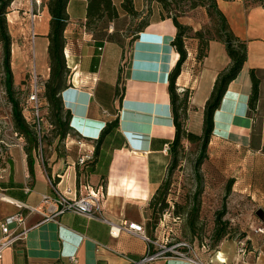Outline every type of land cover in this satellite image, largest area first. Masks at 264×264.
I'll return each mask as SVG.
<instances>
[{"label": "crops", "instance_id": "0c3cea01", "mask_svg": "<svg viewBox=\"0 0 264 264\" xmlns=\"http://www.w3.org/2000/svg\"><path fill=\"white\" fill-rule=\"evenodd\" d=\"M47 1L43 0L33 26L39 69L48 67ZM111 1L118 12L112 31L101 22L93 30L86 26L85 0H71L67 5L64 55L72 76L70 87L61 97L71 115V135L61 140V145L58 139L44 140L40 158L32 154V173L21 149L14 156L9 150L10 157L0 168V195L7 200L37 206L43 194L52 195L57 190L73 199L87 185L103 196L101 213L95 217L66 213L45 220L0 199V223L21 212L28 227L26 238L6 250L0 264H70L69 256H76L77 264H130L162 245L147 223L152 199L167 177L171 159L166 149L175 135L168 78L178 60L170 44L176 28L167 19L148 23L128 50L122 0ZM217 5L233 34L245 44L246 61L228 84L214 113L207 154L228 163L236 156L243 157L239 159L243 170L240 176L251 179L241 191L254 195L264 209V8H245L242 0H217ZM197 49L195 43L188 52L176 86L180 93L189 92V104L202 113L201 127L203 108L214 82L231 62L224 44L210 40L205 56L197 62L195 75L190 60ZM251 71L259 81V92L256 103L249 108ZM42 105L46 113L43 98ZM115 120L118 126L108 129L98 143L105 123ZM89 151L92 160L79 165L78 157ZM253 179H259L258 184ZM107 221L140 223L150 242L126 232L112 238ZM245 242L250 246L243 254H238L235 240L223 239L214 251H197L194 257L198 263L167 254L147 264H220L218 260L226 264H264V233L249 235Z\"/></svg>", "mask_w": 264, "mask_h": 264}, {"label": "rangeland", "instance_id": "374dc122", "mask_svg": "<svg viewBox=\"0 0 264 264\" xmlns=\"http://www.w3.org/2000/svg\"><path fill=\"white\" fill-rule=\"evenodd\" d=\"M242 1L245 8L253 7L258 2V0ZM167 2L166 10L162 9L155 0H140L133 3L132 12L126 13L122 19L125 22L123 34L128 50L132 46L131 39L139 28L158 19L171 21L168 17L174 15L178 16L179 23L188 27L183 39L187 58L188 52L195 43L199 47V41L194 38L197 31L203 33L204 39L215 37V23L210 19L206 21L205 9L191 7L192 3L198 0H167ZM43 6V0H14L6 10V23L11 37L10 67L13 74L14 98L19 103L23 117L31 124L34 117L32 104L27 101L28 96L37 86L40 89L39 98L42 104L44 83L48 79H46L47 73L49 77L48 67L44 66L42 69L37 67L39 55L37 52L36 55L34 53L33 26ZM97 25H100L99 22L91 25L89 29L93 30ZM196 56L193 55L190 60L193 63L191 70L195 75L198 68ZM71 76L72 71L69 69V79ZM180 97L183 98L182 95ZM41 114L44 122L40 135L43 138L42 142L57 139L54 138V128L49 124L48 113L42 111ZM201 114L193 109L188 99L186 103L184 101V105L182 101L178 109V120L187 132L201 135ZM195 117L199 118L198 129H196ZM58 141L60 144L61 140ZM40 147L39 145L37 158L41 156ZM199 147V141L189 142L183 139L175 156L172 157L169 153L170 171L163 182L162 195L156 194L152 200L151 219L147 224L159 243L191 256L203 249L207 252L214 251L218 244L217 227L219 229L222 226L227 232L224 239L243 241L247 248L250 243H246L245 238L255 234L254 229L260 222L255 216V211L264 209L254 195L242 192V186H247L251 179L247 178V175L243 178L240 176L243 170L239 159L243 160V157L236 156L235 161L228 163L221 157L209 158L206 150V158L197 167ZM26 148L30 151L29 144L15 130L12 122L11 105L5 91L3 51L0 42V168L9 159L11 154L9 150L12 149L14 156L15 151L19 152V149L26 154ZM246 164L250 163L246 162ZM258 180L252 181L258 184ZM229 181H232V184L227 191ZM197 206L198 213L195 216L193 210ZM222 212L223 215L219 216Z\"/></svg>", "mask_w": 264, "mask_h": 264}, {"label": "trees", "instance_id": "16d2710c", "mask_svg": "<svg viewBox=\"0 0 264 264\" xmlns=\"http://www.w3.org/2000/svg\"><path fill=\"white\" fill-rule=\"evenodd\" d=\"M14 0H0V42L3 51V64L5 71V91L7 94L8 102L11 105V116L12 122L15 130L25 138L26 142L29 144L30 151L26 148L28 169L32 173L33 169V152L37 154L39 145L42 143L40 135H38L34 124L26 121L21 113L18 101L14 98L13 92V74L10 67V46L11 37L8 32V27L6 23V10ZM71 0H48L46 3L47 11L50 16L49 21V33L47 35L48 46H47V61L49 68V77L44 83V90L42 93V98L47 103V113L48 120L51 127L54 129V138L58 140H63L72 133L73 129L71 127V115L69 111L64 109L61 93L70 87L69 79V68L67 66L66 58L64 55L65 48V38L64 31L68 23L67 5ZM86 5V26L89 28L98 22L105 23V26H112L114 28V21L118 17V12L113 5L111 0H85ZM161 6L162 9H167V0H155ZM254 6H260L264 8V0H258ZM121 7L125 13L132 12L133 0H122ZM192 8L202 7L208 18L215 23V37L204 39L203 33L197 31L195 33V39L199 41L198 54L196 56L197 60H201L205 56V49L207 43L210 40H218L222 42L225 46L227 55L230 59V67L217 76L212 91L205 102L202 115V126L201 135H195L193 133L187 132L183 124L178 120V109L183 101L185 103L189 99V92L184 91L183 93L177 92L176 80L181 73L182 66L187 59V51L184 47L183 39L185 32L188 27L182 25L178 21V16H170L174 27L176 28V35L171 41V46L174 48L178 54V60L169 74L168 78V94L170 97L171 114L173 118V124L175 128V135L169 147V152L172 157L175 156L177 148L180 146L183 139L194 142H200V154L197 160V167L202 164V161L206 158V150L210 142V138L213 132V116L215 111L218 109L220 101L227 89L228 84L235 79L238 73L241 71L244 62L246 61V46L238 39L231 31L227 20L221 10L217 5V0H198V2H193ZM250 8V7H249ZM148 24L143 25L139 28L133 35L131 43L133 44L138 38L139 34L147 27ZM96 27V26H95ZM94 27V28H95ZM68 77V78H67ZM251 81V95L248 100L249 108L253 106L258 99L259 92V81L256 78L253 71L250 72ZM183 96L181 98L180 96ZM122 97L119 102H121ZM118 126V121H112L105 123L97 139L98 143L104 133L110 129ZM90 161L83 165H87ZM175 162L173 161V166ZM173 168V167H171ZM170 170H168L169 172ZM232 181H229L227 185V191L230 190ZM161 189H163V184L158 190L157 194L162 195ZM155 196L153 197V199ZM152 199V200H153ZM162 202L164 199L161 200ZM198 213V206L193 210V214L196 216ZM223 212L219 216H222ZM195 220V219H194ZM219 233L216 238V242L219 244L222 239L226 237V228L217 227ZM217 244V246H218ZM216 246V247H217Z\"/></svg>", "mask_w": 264, "mask_h": 264}, {"label": "built area", "instance_id": "2783aa9c", "mask_svg": "<svg viewBox=\"0 0 264 264\" xmlns=\"http://www.w3.org/2000/svg\"><path fill=\"white\" fill-rule=\"evenodd\" d=\"M109 31H112V26H109ZM101 51V48H99ZM71 80V79H70ZM40 89L35 86L31 93L28 96L27 101L32 104V114L33 121L32 123L35 126V129L38 135H41L42 126H43V117H41L42 112V104L39 98ZM103 130V129H102ZM77 144L82 147V143L77 141ZM166 150H169L168 148ZM165 150V151H166ZM92 152L89 151L84 155L78 157L77 163L79 165H83L88 161L92 160ZM82 189L84 192H82ZM28 191V190H27ZM69 192V191H68ZM103 196L98 191L95 192L90 189L87 185L81 187L80 194L73 199H69L63 193H60L57 190H54L52 195L43 194L40 196V203L37 206H29L24 203L15 200H7L6 197L0 195L1 200H7L11 204H13L17 209H27L29 214H39L45 220H53L57 216H61L66 213H71L78 216L84 217H95L101 213V199ZM109 224V235L112 238H117L121 232H126L132 235H135L144 241L150 242V240L146 237L144 227L140 223L135 222H127L124 221L121 224H114L110 221H107ZM0 229L2 233V237L0 238V260L3 257V254L6 250L10 249L16 242L24 240L26 238V234L28 231V227L26 226V216L21 212H17L11 216L6 217L0 223ZM255 233L263 234L264 233V223H260L254 229ZM238 254H243L245 252V243L243 241L237 242ZM99 247H103L99 245ZM171 255L173 257H177L180 259H184L186 261L198 263L194 257V255H189L184 252L174 251L173 247H167L166 245H159L157 251L153 253L147 254L138 262H131L130 264H147L159 257ZM70 264H77L76 256H69L67 258ZM220 264H226L223 260H218Z\"/></svg>", "mask_w": 264, "mask_h": 264}, {"label": "water", "instance_id": "95a60500", "mask_svg": "<svg viewBox=\"0 0 264 264\" xmlns=\"http://www.w3.org/2000/svg\"><path fill=\"white\" fill-rule=\"evenodd\" d=\"M255 216L257 219L261 222L264 223V210L258 209L255 211Z\"/></svg>", "mask_w": 264, "mask_h": 264}]
</instances>
